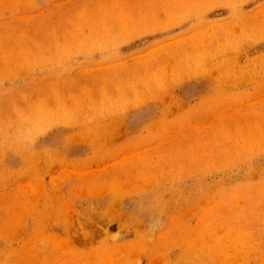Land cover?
I'll return each instance as SVG.
<instances>
[{"label":"rangeland","instance_id":"374dc122","mask_svg":"<svg viewBox=\"0 0 264 264\" xmlns=\"http://www.w3.org/2000/svg\"><path fill=\"white\" fill-rule=\"evenodd\" d=\"M0 264H264V0H0Z\"/></svg>","mask_w":264,"mask_h":264}]
</instances>
